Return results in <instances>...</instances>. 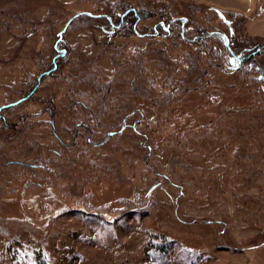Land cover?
I'll use <instances>...</instances> for the list:
<instances>
[{"label":"rangeland","instance_id":"1","mask_svg":"<svg viewBox=\"0 0 264 264\" xmlns=\"http://www.w3.org/2000/svg\"><path fill=\"white\" fill-rule=\"evenodd\" d=\"M246 1L0 0V264H264V85L95 17L264 41Z\"/></svg>","mask_w":264,"mask_h":264},{"label":"trees","instance_id":"2","mask_svg":"<svg viewBox=\"0 0 264 264\" xmlns=\"http://www.w3.org/2000/svg\"><path fill=\"white\" fill-rule=\"evenodd\" d=\"M87 15L89 17H93L90 13H87ZM153 16H157V18L148 28H143L142 30L138 28L140 27L139 23L142 20ZM95 17L105 19L107 26L109 27V31L111 32L115 29H128L134 34L149 37L157 35L168 37L173 33H177V37L180 38L182 42L188 41L187 43L193 44L194 47H196V50L192 51V54L194 56H192L191 54L189 57L191 58L190 63L192 69H194L193 72L201 71L200 74H203L207 71V66H215L218 69L229 71L232 74L248 73L254 78L255 81L261 83V85H264L263 40L253 42L249 41V44H242L243 42L239 44L236 42L235 35H228L223 30L208 29L202 25H199L196 28L197 32L195 34L186 36L185 30L189 27V25H191L188 16H179L173 18L172 16H170L166 7L152 12L137 6H128L123 8L119 14H117L113 9V11L111 12L102 11L101 13H99V16ZM207 39L214 41L215 46L207 44L205 41ZM198 40L200 42L199 49H197V47L199 46V44H197ZM62 46L63 47L60 50H56L53 61L50 63L49 68L45 71H41L37 75L31 89L26 94L28 95V97L37 89L41 80L46 75L58 68L57 59L64 58L67 55V45L63 44ZM196 51H199V55L196 54ZM200 51H203L205 53V56L204 54L202 55ZM202 63L203 65L205 64V67L203 69L200 68V65H202ZM16 103L17 101L11 104V106H14ZM8 107L10 106H7L5 108ZM0 118H4V116L0 114ZM136 123L137 121H134V123H130L129 118L123 116L120 120L118 128L116 130H108L106 132V135L104 136V139H106L107 136H112L119 133L125 128H131L135 130V127H137ZM103 141H101V143Z\"/></svg>","mask_w":264,"mask_h":264},{"label":"crops","instance_id":"3","mask_svg":"<svg viewBox=\"0 0 264 264\" xmlns=\"http://www.w3.org/2000/svg\"><path fill=\"white\" fill-rule=\"evenodd\" d=\"M246 3L248 4V8L254 6V18L261 21L256 25L264 26V0H258V2L257 0H247Z\"/></svg>","mask_w":264,"mask_h":264}]
</instances>
